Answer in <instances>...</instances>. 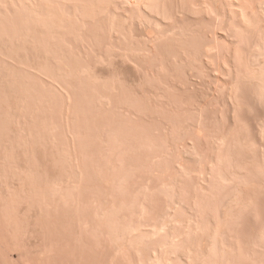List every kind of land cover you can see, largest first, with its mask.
Here are the masks:
<instances>
[{
    "label": "rangeland",
    "instance_id": "374dc122",
    "mask_svg": "<svg viewBox=\"0 0 264 264\" xmlns=\"http://www.w3.org/2000/svg\"><path fill=\"white\" fill-rule=\"evenodd\" d=\"M104 54L0 44V264H264V142L248 141L258 88L242 83L233 106L203 69L190 80ZM231 112L250 139L235 145L236 129L214 153L205 140Z\"/></svg>",
    "mask_w": 264,
    "mask_h": 264
},
{
    "label": "bare ground",
    "instance_id": "6f19581e",
    "mask_svg": "<svg viewBox=\"0 0 264 264\" xmlns=\"http://www.w3.org/2000/svg\"><path fill=\"white\" fill-rule=\"evenodd\" d=\"M2 4L6 12H11L12 6L21 9L20 16L14 19L10 18L9 15L7 16L6 14L0 13V35H3V37L0 36L2 37L0 44L2 46H14L15 48H97L99 51H105V54L102 56L105 59L104 61L108 62H115V58L118 57L116 63L119 64L125 63V65H128L127 63H131V65H137L141 63H154L157 67H160L161 69L163 68V72L164 70L173 71L175 75L173 72L172 74H169L171 72H166V74L172 76H178L176 73H179V70L183 71L184 69L185 73H183V71L182 74H187L188 77H191L190 80H193L192 75L194 73L196 77L201 76L199 78H202V75H204L209 79L206 78L208 81L211 79V83H213L214 86H218L217 88H219V91L223 92V95H225L224 97L233 101V106L237 105L235 104V99H238L236 97L237 94L240 93L238 91H240L239 88L242 83H249L251 88L257 87L259 90L258 92L257 89L253 88L254 90L251 89L253 92L250 91V94H255L257 91V94L259 95H255L256 97H254L253 94V97L256 98L254 101L256 100L260 106L264 107V0H4V3ZM10 27L12 28V31L9 30ZM221 40H223V42H221ZM222 49L224 51H222ZM237 54L244 55V59L241 60L244 62L246 61L245 63L249 65H247L248 69L245 64V68L249 70L246 69L248 72L245 73L244 71L241 73V71L238 72L236 69L234 61L237 59ZM221 55L227 58V63L229 62L228 66L225 62L226 60L222 62V58L220 61L217 59V62H221L218 63L219 65L226 63V65H223L227 67L222 66L226 71H224V69L220 67L221 65L219 66L217 62L212 64V60L214 61L213 58L216 59L222 57ZM239 58L241 57H238V59ZM140 66L141 65H139V67ZM145 66L146 65H143L141 68H146ZM156 66L154 65V67ZM169 66L175 70H179L176 72L172 68L168 69L167 67ZM199 66L200 69H197ZM135 67L137 68V66ZM149 67L151 69L150 65ZM228 67L231 69L229 70ZM193 68L196 69L194 70ZM220 68L223 72L219 71ZM201 69L204 71H201L200 74L207 71L205 73L206 75L202 74L197 76L199 73L198 70ZM144 70L147 71V69ZM152 70L154 71V68H152ZM191 70L194 73H192ZM217 71L228 76V79L226 78L227 80L224 81V78L220 77L219 74L215 75L214 72L216 73ZM163 72L161 71L162 74ZM144 74L147 75L146 73ZM156 74L158 73H155V76ZM179 74H181V72ZM240 74L243 75L241 76ZM187 76V79L184 78L186 81L189 80ZM165 78H167V76ZM181 79L182 78L180 77V80ZM177 81L175 82V85L178 84ZM208 81L206 82L207 84H205L206 86L201 84V81H199L200 83H197L196 80L195 82L193 81L194 83L191 81L193 83L191 84L195 88H192L193 91L195 90L194 94L198 92L199 95H203L200 93L204 92V95H206V90L204 91V89L207 87V89H210L209 86H211V84L208 85L210 83ZM202 83H205V81L203 80ZM201 85L206 88H202ZM261 87L263 88L262 91H260ZM211 94L213 93L210 92L209 95ZM196 96L198 95L196 94ZM233 108L234 107H232V109ZM232 112L230 115H236ZM196 115L194 116L197 117ZM234 115L233 117H227L226 114V117L229 118L228 120L230 121L229 124L228 122H225L228 125L223 126V123V125H221V123L216 125L219 127V130L222 129L221 131H224L225 129V133L220 132V134H218V132L217 135L215 134L216 132L213 133L215 130H212L213 132H210L209 134H213L210 137L206 136L209 137V139L206 138L205 141L208 140L210 142L208 144L212 145L210 147H213L210 148V151L211 149H216L220 145L222 146V144L224 145V143H227L230 140L226 139L228 137L227 134H231L236 129L241 133V135L238 134L239 132L237 133L238 136H236L238 139L240 138L237 141L247 140L251 136L249 134L250 132L248 134L246 132L247 123L244 124L246 121L238 115L236 116V119ZM219 120L220 119H218V121ZM225 120L226 119L223 118L220 122H224ZM198 121L199 120H197V122ZM218 121L215 122L218 123ZM194 123H196V120ZM256 124H258L256 125L258 127H256L257 130L254 131L255 133H253L252 137L257 135V131L259 137L257 136L258 139L254 137L252 139V137H250L251 139L249 138L250 140L248 141H259V139H262L264 142V117L258 122L256 121ZM199 125L203 127V124L200 122L195 126L197 129L195 127V129L192 128L193 126L191 129H194L195 133H197V131L202 129V127L199 128ZM248 127L250 126L248 125ZM219 130L217 128V131ZM243 132L247 134V136ZM195 133L193 136H197ZM209 134L206 133V135ZM234 138L236 137L234 136ZM234 138L232 139V142H234ZM237 141L235 140L236 144L234 142L233 145L243 142L240 141L237 143ZM248 141H245L243 144L246 145L247 143V147L250 145V150L258 143V141L257 143L253 141L255 144ZM261 144L263 143L261 142ZM233 145L231 143V146ZM215 149L212 152L215 153ZM254 149L253 151H255ZM253 151L251 152L253 153ZM185 153H189L188 150ZM196 154L198 155V153ZM262 155L264 157V154ZM198 157L200 158V156ZM260 174L264 175V172ZM259 179L261 178L259 177ZM253 181L254 180L251 182ZM252 184L253 183H251V185ZM262 235V241H264V232Z\"/></svg>",
    "mask_w": 264,
    "mask_h": 264
}]
</instances>
